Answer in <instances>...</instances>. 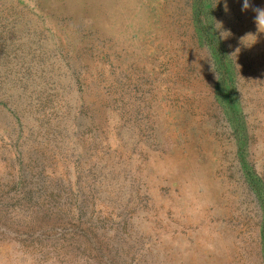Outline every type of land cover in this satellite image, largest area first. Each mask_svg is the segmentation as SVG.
Returning a JSON list of instances; mask_svg holds the SVG:
<instances>
[{
    "label": "rangeland",
    "instance_id": "rangeland-1",
    "mask_svg": "<svg viewBox=\"0 0 264 264\" xmlns=\"http://www.w3.org/2000/svg\"><path fill=\"white\" fill-rule=\"evenodd\" d=\"M0 264H264V0H0Z\"/></svg>",
    "mask_w": 264,
    "mask_h": 264
},
{
    "label": "clouds",
    "instance_id": "clouds-1",
    "mask_svg": "<svg viewBox=\"0 0 264 264\" xmlns=\"http://www.w3.org/2000/svg\"><path fill=\"white\" fill-rule=\"evenodd\" d=\"M246 5H247V4L245 3L244 7H246Z\"/></svg>",
    "mask_w": 264,
    "mask_h": 264
}]
</instances>
